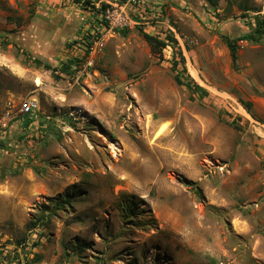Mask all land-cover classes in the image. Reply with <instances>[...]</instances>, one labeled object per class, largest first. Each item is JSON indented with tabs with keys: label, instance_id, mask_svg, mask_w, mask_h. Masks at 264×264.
I'll use <instances>...</instances> for the list:
<instances>
[{
	"label": "rangeland",
	"instance_id": "1",
	"mask_svg": "<svg viewBox=\"0 0 264 264\" xmlns=\"http://www.w3.org/2000/svg\"><path fill=\"white\" fill-rule=\"evenodd\" d=\"M89 1L0 0V31L60 77L0 40V264H264V39L237 70L221 39L264 0H143L120 29L103 13L124 0ZM170 33L184 64L142 37Z\"/></svg>",
	"mask_w": 264,
	"mask_h": 264
},
{
	"label": "trees",
	"instance_id": "2",
	"mask_svg": "<svg viewBox=\"0 0 264 264\" xmlns=\"http://www.w3.org/2000/svg\"><path fill=\"white\" fill-rule=\"evenodd\" d=\"M204 1L207 4L208 9H210L212 11H216L218 8V4H219L220 0H204ZM83 3L82 4L84 7H90L91 2L89 0H84ZM108 7L109 6L102 5V10H105ZM91 9H94V7H92ZM245 11H249V10L245 9ZM102 22L106 27L108 26V23L105 22V20ZM118 33L123 37H125L127 35L125 30L118 31ZM12 35H13V32H11V31H9V32L0 31V40H2L1 45H2L3 49H5L8 46H13L18 52L21 51L23 53L24 61L26 63L35 65L38 68H42L45 71L50 72L51 76L54 77V79H56V80L60 79V77L56 74L58 72L57 68L50 65V63L46 59H44V58L36 55L32 51L28 50L27 46H22L21 44H19L17 42L16 38L12 37ZM142 37L145 40V42L147 43V45L149 46L152 54L161 55L163 50H165L167 47H170L171 49L176 51V52H174V54H177L180 57L182 64H184V59L182 58L181 50L179 49L177 40L174 38L173 34L170 33L169 35L166 36V38L164 40H159L157 37L149 36L148 34H142ZM221 39L224 42V44L226 45L227 50L229 52L232 69L237 70L238 43L247 42V43H252V44L254 43L255 44V43L261 42L264 39V21L257 20L255 26L252 27L250 25L249 31L246 33L240 32V31L228 30L221 36ZM85 40H87V39H85ZM87 54H88V51L86 52L85 56ZM76 63H80V62L77 61ZM72 64H73V62H67L66 65H63L61 68V73H65L67 76H70L71 72H73L71 70ZM173 65H174L173 69H175L177 64L174 62ZM182 71H185L184 67H183ZM174 80H175V83L177 85H179V86L184 85L178 75L175 76ZM185 86L192 93H197L199 99L204 98L207 95V92L203 88L197 86L196 84L194 86H190L189 84H186ZM31 119L32 118L29 115L26 117V121H25L26 126H28L31 123V121H32ZM131 207H132V204H128L127 208L130 209ZM133 208H134V210H136L134 205H133ZM18 245H21V242H18ZM86 248H87L86 243L76 244V251H78V252H82ZM38 261H39V257H36L32 262L37 263ZM29 264H31V263H29Z\"/></svg>",
	"mask_w": 264,
	"mask_h": 264
},
{
	"label": "built area",
	"instance_id": "3",
	"mask_svg": "<svg viewBox=\"0 0 264 264\" xmlns=\"http://www.w3.org/2000/svg\"><path fill=\"white\" fill-rule=\"evenodd\" d=\"M125 4L122 5V7H117L115 6V8H118L117 10H107L105 13H103V19L105 20V22L111 25V29H120L119 27H122L126 22V13L124 14L123 9H125L127 6L129 7H133V6H144L143 0H124ZM112 11V12H109ZM113 14V15H112ZM34 105L35 102L34 100H27L25 102H23L21 104L20 107V115L21 117H25L28 116L30 114L33 113V109H34ZM10 121V120H9ZM8 118H3L0 121V129H5V127L8 125L9 123ZM1 137V134H0Z\"/></svg>",
	"mask_w": 264,
	"mask_h": 264
},
{
	"label": "bare ground",
	"instance_id": "4",
	"mask_svg": "<svg viewBox=\"0 0 264 264\" xmlns=\"http://www.w3.org/2000/svg\"><path fill=\"white\" fill-rule=\"evenodd\" d=\"M194 75V77H196V74H193ZM197 78V77H196Z\"/></svg>",
	"mask_w": 264,
	"mask_h": 264
}]
</instances>
